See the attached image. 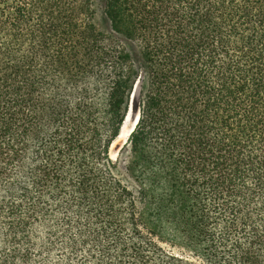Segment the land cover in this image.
Returning a JSON list of instances; mask_svg holds the SVG:
<instances>
[{"label": "trees", "instance_id": "1", "mask_svg": "<svg viewBox=\"0 0 264 264\" xmlns=\"http://www.w3.org/2000/svg\"><path fill=\"white\" fill-rule=\"evenodd\" d=\"M104 12L0 0V264H264V0Z\"/></svg>", "mask_w": 264, "mask_h": 264}, {"label": "rangeland", "instance_id": "2", "mask_svg": "<svg viewBox=\"0 0 264 264\" xmlns=\"http://www.w3.org/2000/svg\"><path fill=\"white\" fill-rule=\"evenodd\" d=\"M95 1H96V6H97L96 22H97V25H98L99 29L106 35V42L109 45L117 44L122 49L129 51L135 57L138 56V48H137V46L131 44L125 38H123V37H121V36H119V35H117V34H115L113 32V30L111 28V24H110L109 20L107 19L106 15H105V12H104V10H105V0H95ZM134 103H135V113L138 114V111H140L138 95L136 96V101ZM132 105H133V98H132V101H131V107H132ZM131 107H130V109H131ZM117 140H116V142H117ZM127 143H128V141H127ZM127 143L125 145H121L120 143H118L115 146V148H113V146H112V148H111V156H112L114 161H118L119 160L120 153L123 150V148L127 145ZM112 149H114V150H112ZM113 155H116V156L113 157Z\"/></svg>", "mask_w": 264, "mask_h": 264}, {"label": "bare ground", "instance_id": "3", "mask_svg": "<svg viewBox=\"0 0 264 264\" xmlns=\"http://www.w3.org/2000/svg\"><path fill=\"white\" fill-rule=\"evenodd\" d=\"M136 96H137V91L134 95V99H133V105L126 117V120L122 126L121 132H120V136L118 137L117 142L113 145V148H115V146L120 143L121 145H125L127 143V141L129 140L130 136L132 135L133 129L136 125V117L139 115V111L138 114L135 113V101H136ZM135 100V101H134ZM114 150V149H112ZM116 155H113V157H115Z\"/></svg>", "mask_w": 264, "mask_h": 264}, {"label": "water", "instance_id": "4", "mask_svg": "<svg viewBox=\"0 0 264 264\" xmlns=\"http://www.w3.org/2000/svg\"><path fill=\"white\" fill-rule=\"evenodd\" d=\"M136 91H137V88H136V90H135V93H136ZM135 93L133 94V99H134V95H135ZM136 119H137V121H136V125H135V127H134V129H133V132L135 131V129H136V127H137V124H138V122H139V119H140V111H139V115L136 117ZM132 132V133H133Z\"/></svg>", "mask_w": 264, "mask_h": 264}]
</instances>
